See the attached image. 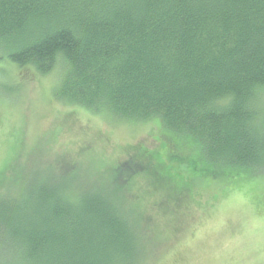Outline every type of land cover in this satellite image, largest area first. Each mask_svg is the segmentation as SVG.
<instances>
[{
    "label": "trees",
    "instance_id": "trees-1",
    "mask_svg": "<svg viewBox=\"0 0 264 264\" xmlns=\"http://www.w3.org/2000/svg\"><path fill=\"white\" fill-rule=\"evenodd\" d=\"M0 48L42 75L64 62L59 101L160 120L198 145L192 172L264 169V0H0ZM68 179L0 194L1 248L15 264H135L114 199Z\"/></svg>",
    "mask_w": 264,
    "mask_h": 264
},
{
    "label": "rangeland",
    "instance_id": "rangeland-1",
    "mask_svg": "<svg viewBox=\"0 0 264 264\" xmlns=\"http://www.w3.org/2000/svg\"><path fill=\"white\" fill-rule=\"evenodd\" d=\"M65 71L59 59L42 75L0 50L1 195L42 174L75 177L114 199L137 237L135 264H264V169L237 180L192 172L203 168L198 145L160 120L57 100ZM258 108L264 121V94ZM0 264H15L1 245Z\"/></svg>",
    "mask_w": 264,
    "mask_h": 264
}]
</instances>
